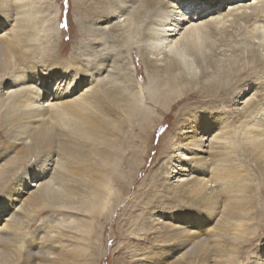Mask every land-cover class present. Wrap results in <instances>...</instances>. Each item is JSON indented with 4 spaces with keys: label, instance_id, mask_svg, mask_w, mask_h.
<instances>
[{
    "label": "bare ground",
    "instance_id": "bare-ground-1",
    "mask_svg": "<svg viewBox=\"0 0 264 264\" xmlns=\"http://www.w3.org/2000/svg\"><path fill=\"white\" fill-rule=\"evenodd\" d=\"M226 1H216V6L212 9L215 13H212L211 17L201 11L206 15L204 20L192 22L193 19L178 11L172 1L142 0L140 9L135 10L134 14L127 16L123 21L111 23L115 16L112 4L110 5L108 0H95L90 5V9L94 11L91 21L96 26L94 37H85L89 39L83 46L86 53L71 57V60L76 62L73 66L69 64L70 62L67 64L61 61L57 56L59 53L52 48L39 46L42 36L35 29L34 22L28 15L25 16L27 9L24 7H28L30 1L0 0V106H8L7 113L13 108L19 109L16 119H9L7 125L11 128L13 126L19 128L20 135L28 134L32 140L31 144H25L24 150L17 152L22 174L9 167L4 177L1 175L0 185L12 179L18 182V185L6 187L12 194H21L20 191L25 192L29 187L35 188L23 205V208L28 210L26 217L30 221H35V215L41 209L59 211L65 216H72L79 211L84 212L92 215L91 222L78 223L81 225L82 234L76 235L85 241L92 239V235L99 231V222L110 221L115 203L123 195V193L118 195L116 192L114 195V188L111 186L113 178H119L115 176L116 172L113 173L114 169L108 166L114 162V156L118 154L113 146L119 136L110 126V119L130 117L142 119L139 133L142 144L161 123L156 115L157 111H160V114L168 113L171 103L176 104L181 98L191 97L187 95L188 93H196L204 99L193 101V105L196 109L202 108V111L198 113H195L194 109L188 111L186 116L193 114L188 119L190 121H179L187 128L184 127L177 140H168L177 155L170 156L166 163L171 182L169 185H173L171 189L176 190L181 199L190 197L189 207L182 210L191 212L189 218L185 219L192 220L193 223L196 221L205 224L209 220L214 221L215 215L219 212L223 213L214 226L216 230L214 234L219 235V238L213 239L212 241L215 242L213 244H207L208 238L205 239V249L200 254H196V259L206 264L205 261L213 255L230 263L232 258L235 260L240 258V242H244L242 239H246L247 231L252 230L249 210L257 209L255 187L245 182L251 181V176L254 174L246 165L243 166L244 168L240 167V145L244 153L251 157V161H255L253 171L257 172L259 167L264 181V53L259 48H253L248 64L233 63L228 73H224L221 70L223 67L213 62L209 54L207 55V49L210 48L216 53L222 42H228L227 40L234 36L229 26H233L232 23L236 22L239 26L235 24L234 29H242L243 26L240 25L242 20L245 23L244 30L251 27L249 38H259L258 44L264 49V0H230L228 3ZM223 4L225 9H222ZM194 5L190 7L192 16L201 17L199 11L206 9L207 6L199 8ZM142 7L154 9L150 15L142 16L145 18V26L140 41L144 43L134 46L135 44L130 43V39L125 41L122 38L125 30L129 31L137 27L135 21L139 24L140 15L146 13ZM227 7L229 9L226 11ZM100 8L104 10L100 11ZM20 14L24 15L19 17ZM149 18L151 22L147 21ZM231 21L233 22L229 24L228 22ZM103 23L108 25L115 38H110V34L101 36L102 32L98 24ZM10 24H13L11 33L5 28ZM102 42L106 44L110 42V45L116 48L115 53H110V46L107 49H98V45ZM216 42L219 44L216 45ZM52 46L53 44L50 47ZM91 50L100 54L98 59L85 57ZM135 50L146 68L147 87L132 82L130 71L128 68L125 69L127 56L123 54ZM184 52L193 55L194 62L200 67L204 66V57L206 66L213 69L203 70L202 78L196 80L194 72V76L191 72L192 61L186 60ZM111 54L117 56L114 65L107 63ZM119 62L123 64L119 65ZM86 65L93 70L88 72ZM119 66L123 68L120 69ZM106 71L109 73L104 76ZM112 75L119 77L124 82V86L111 79ZM225 75L227 78L224 79ZM198 82L201 85H197ZM14 84L22 85L21 92L15 96L14 91H8ZM84 88L83 93L76 95L78 89ZM255 88L261 92L256 95L258 101L253 97L249 98L245 101V107L238 112L237 117L240 118L241 125L239 133L243 136L241 142L236 144L234 139L238 131L231 130L234 119L226 123V119L222 118L223 114L220 115V106L232 103L237 96L244 98ZM185 94L186 96L183 97ZM211 110L217 111L211 112ZM68 121L73 122L76 127L70 128ZM105 125L109 129L112 128L111 138L105 134L109 131H104V138L113 143L112 147L101 146V141L98 140L106 128ZM209 137H211L210 142L205 145ZM19 138L18 135L15 139ZM228 139L231 140L227 142ZM12 146L14 147L15 144L11 143L10 148ZM76 147L84 150V156L78 159L72 153ZM34 153L42 155V158L29 165ZM52 153L60 156L59 160L63 161V164L61 163L63 168L73 169L75 166L80 171H72L74 176L69 171L56 169L54 175L48 178ZM204 153L209 157H205ZM92 156H100L102 160ZM132 156L138 162L141 160L139 158L142 156V151L135 148ZM172 173L174 176L170 177ZM182 176H187L188 179L181 180ZM65 179L73 183L63 184L64 188L56 186L58 183L62 184ZM123 179L120 180L123 182ZM38 180L41 181L40 184ZM102 188L107 189V192ZM261 190L264 191V186ZM8 201L9 199L4 200L0 207L2 220L4 216H8ZM221 207L223 211H218ZM21 218L14 214L10 219H6L9 222L2 229L4 232H0V242L4 243L5 248L9 247L4 235L7 234L6 228L12 229L21 222L27 223ZM55 220H59V217L52 215L51 220L44 223L48 224ZM56 227L61 231L64 230L59 223ZM222 233L228 234L223 236ZM229 235H232V238H229ZM63 236L59 234L56 238L47 235L42 239L43 242L52 240L51 242L55 243L57 240H63ZM77 236L74 237L75 240H78ZM171 236L178 237L183 246L187 245V240L192 241L187 239L183 232H174ZM33 240L36 241V237ZM75 240L73 244L80 243ZM77 246L75 245V248ZM25 247L27 249L23 253V259L32 261L36 254L28 251V244ZM53 249L54 246L50 245L48 255L46 254L50 259L56 258Z\"/></svg>",
    "mask_w": 264,
    "mask_h": 264
},
{
    "label": "rangeland",
    "instance_id": "rangeland-1",
    "mask_svg": "<svg viewBox=\"0 0 264 264\" xmlns=\"http://www.w3.org/2000/svg\"><path fill=\"white\" fill-rule=\"evenodd\" d=\"M22 1H30L28 7H24V9H27L25 16L28 15V17L34 22L33 24L35 29L39 31V35L42 36L39 46H41V48H52L55 52L59 53L57 56L61 61L67 62V64L70 62L69 64L75 66L76 62L71 60V57H77L79 53L84 55L86 51H84L83 46H85V42L89 40L85 37H94V28L96 26L93 25L91 21V19H93L94 11L90 9V5L95 0ZM108 1L110 2V5L112 4L111 7L115 11L114 20H112L111 23H115L119 20L123 21L127 16L134 14L135 10L137 11L140 9L141 4L143 3L142 0ZM167 1H172L177 7V10L184 15H187L189 19H193V22L200 19L204 20L206 15L212 16V13H215V11L212 9L216 6L217 0ZM228 2H230V0L226 1V3ZM193 3H195V5ZM84 5L85 7H83ZM191 5L199 8H203V6L206 5L207 8L199 11V13L202 15L201 17H194L191 14ZM224 6L225 5L223 4L222 9H225ZM142 9L145 10L146 13L140 15L141 19L138 22L139 24H137V21H135L138 28L135 27L129 31L125 30L124 37L122 38L125 41L130 39V43L132 42L135 44L134 46H138L140 44L142 45L144 43V41H140L142 40L141 32L144 28L143 26H145V18L142 16L150 15L154 8L142 7ZM228 9L229 8L227 7L226 11ZM99 10L102 11L104 9L100 8ZM201 11L205 12L206 15ZM23 15L24 14H20L18 16L20 17ZM150 18L147 21H150ZM232 22L233 21L228 23L231 24ZM235 24L236 22H233V26H229L231 27L230 31H232L234 34V36L231 37L232 39L229 38L227 40L228 42H222L221 46L217 48L216 53L210 48L207 49V55L209 54L213 62H216L218 65H221L220 67H223L221 70L224 71V73H228L230 66L233 63L236 65L248 64L252 57L250 55H252L251 51L253 48H259L260 51L264 53V49L260 48L258 44L260 42L259 38H249V29H251V27L244 30L245 23L243 20L240 21V25L243 26L242 29H234ZM237 24L236 26H239ZM12 25L13 24L5 26L6 31L9 33H11ZM98 27H100L99 29H101L102 32L101 36L110 34V38L116 37L112 30H109L107 24H98ZM105 27H107V29ZM123 40L121 43H123ZM51 44H53L52 47H50ZM218 44L219 42H216V45ZM111 45L110 42H107V44L106 42H102L100 45H98L100 47H98V49H107L110 46V53H115L116 48H113ZM86 56L87 58L96 60L100 54L95 50H91V52H88L85 57ZM123 56H127V59L125 60V69L128 68V71H130L132 82H138V86L143 85L144 87H147L148 79L146 77V68L139 54H137V50L131 51L130 53H124ZM109 58L110 59L107 61V63L114 65L117 58L116 54H111ZM185 58H187L186 60L191 59V72L192 74L194 72L196 80H200L202 78L203 70L208 71L209 69H213V67L208 68L206 66L204 57L203 67L198 66L194 62L193 55H188L185 53ZM121 64L123 63L119 62V65ZM85 68H87L88 72L93 70L90 66L87 67V65ZM119 68L121 69L123 66H119ZM108 73L109 72L106 71L104 76ZM225 77L226 75L224 76V79ZM115 78L116 75L111 76V79H114L119 85L124 86V82L119 79V77L116 79ZM199 82L197 85H201ZM21 88L22 85L19 86L14 84V86L12 85L11 89L8 91H14L15 96L21 92ZM83 90H85V88L81 90L78 89V92L76 91V95H80ZM260 93V90L255 88L244 98H238L239 96H237L233 99L232 103L220 106V115L223 114L222 118L226 119V123H229L234 119V125L231 127V130L238 131V134L234 139L236 144H239V141L241 142V138L243 136L239 133V131L241 132V125L240 118L237 117L238 112H240L245 107V101H247L249 98L253 97L255 101H258L259 98L256 97V95L258 96ZM187 95L191 97L179 99L180 103H171V108L169 109L168 113L160 114V111H157L158 114L156 115L160 118L161 123L156 130H153L150 133L148 139H146V142L142 144L139 137L141 127L140 123L142 119L136 117L110 119V126L117 133L116 135L119 136L117 142L113 146L118 154L114 156V162L111 165H108L109 168L114 169L112 170L114 171L113 173L116 172L115 176L119 178H113L114 181L111 182V186L114 188V195L115 192L118 193V195L123 193V195L117 199L115 203V210L110 221L104 220L103 222H99V231L92 235V239L90 240L85 241L79 239L77 235L80 236V234H82L80 232L81 225L78 223H82V221L91 222L90 220L92 219V215L79 211L72 216H65L59 213V211L41 209V211L35 215V221H30L26 217L28 215V210L24 209L23 205L25 199L30 196V193L34 191L35 188L29 187L25 190V192L20 191L21 194H12L6 189V187L11 185L15 186L19 183L15 182L13 179L10 182L4 181V183L0 185V207H2L4 200L9 199V209L7 211L8 216H4V220L0 219V232L3 231L2 229L5 228L6 223L9 222L6 219H10V217L14 214H16L17 217H22L21 219L27 221V223L22 224L21 222L16 228H6L5 231H7V234L4 235L7 239L6 243L9 245V247L5 248L4 243L0 242V264H203L200 260L196 259V254H200L201 251L205 249V239L208 238L209 242L207 244H213L215 242L212 240H217L219 238V235L214 234L216 232L214 226L218 223L217 220L223 216V213L219 212L215 215L214 221L209 220L205 224L200 222L196 223V221L193 223L192 220H187L191 212L189 209L188 212L190 213H187L186 211L183 212L182 210L189 207L190 197L181 199L179 197V193L176 190L173 191L171 189L173 185H169V173L167 172L166 168V163L168 162L170 156L175 154V149L171 145L172 143H170L168 140H177L181 135L180 132L184 131L185 126H182L179 121H190L188 119H190L189 117L193 116V114L186 116L190 110L194 109L196 111L195 113L202 111V108H194L193 101L197 99L198 101L202 100L204 97L196 93H188ZM185 96L186 94L183 97ZM0 108H2L0 109V177L1 175L4 177L5 171L9 167L16 169V172L19 171V174L21 175L23 171L19 167L20 161L17 152H19L18 150H24L25 144H31L32 140L28 134L20 135L21 132H18L19 128L14 126L11 128V126L7 125L9 119H16V114L19 112V109L13 108L12 111H8L7 113L8 106L3 105L2 107L0 106ZM216 111L217 110H211V112ZM179 112L180 115H178ZM68 124L70 128L76 127L71 121H68ZM105 126L106 128L103 130V134L98 138V140L101 141V146L112 147L113 143L111 141L108 142L104 138L105 134H107L106 136L108 138L112 137V132H110L112 128L109 129L107 128V125ZM186 128L187 127H185V129ZM29 131L31 132V129H29ZM104 131L109 132L104 134ZM18 135L20 138L15 139ZM210 139L211 137L206 140L205 145H208ZM229 140L231 139H228L227 142ZM11 143H14L15 146L10 148ZM240 146V167L244 168L243 166L246 165L251 170L252 174H254L253 176L250 175L252 178L251 181L245 182L247 185L255 187L254 192L257 193V196H254L256 199L257 209L254 208V213L253 211L249 210L251 214L250 218L252 230L247 231L248 235H245L246 239H242L244 242H240L239 259L235 260L232 258L230 263L227 260H222L218 256L213 255L207 261H205L206 264H258L259 262L264 264V191L261 190V187L264 186V181L262 180L259 167L258 169L256 168L258 170H256L257 172L253 171L255 161H251V157L247 156L242 149V145ZM60 147L63 148L61 145ZM135 148L138 149V151H142V156L139 158L141 159V162H137V160L132 156ZM72 153L77 157V159L81 156H84V150H82L80 147L73 149ZM50 156V159L52 158V162H50V165L48 166V168H50V171L47 174L48 178L54 175L56 169H63L66 172L69 171L71 175H74L72 171H80V169L75 166H73V169L66 167L63 168L61 165L63 161L61 162L59 160L60 156L57 155V153H52ZM175 156L177 155L175 154ZM204 156L209 157L207 153H204ZM92 157L102 160L99 158L100 156ZM41 158L42 155L34 153L33 158L28 164L32 165L38 162ZM171 176H174V173L170 174V177ZM120 179H123V182ZM177 179L178 178H175V180ZM180 179L186 180L188 177L182 176ZM172 181H174V179ZM37 182L40 184L41 181L38 180ZM66 183L72 184L73 182L67 181L65 179L63 180L62 184L58 183L56 186L64 188L63 184L65 185ZM101 184H103V182H101ZM18 188L22 190L21 187ZM102 189H104V192H107V189ZM10 194H12V196ZM10 197L13 198L10 199ZM218 211H223V208L221 207L218 209ZM193 213L194 212H192V214ZM52 215L56 217L58 216L59 220L45 224L47 220H51ZM58 223L61 227H63L64 230L61 231V229L56 227ZM188 230H191V232H187ZM174 232H183L185 233V237L187 239H191L192 241L187 240V245L183 246L178 240V237H170L171 233ZM228 233H222V235L226 236ZM59 234L61 236L64 235L62 238L63 240H57L55 243L51 242L52 240L50 242H43V237L50 235L58 238ZM33 236L34 238L36 237V241L33 240ZM76 236L78 240H75L74 237ZM171 238L173 239L170 240ZM229 238H232V235H229ZM74 240L80 243L73 244ZM27 244L28 251L36 254L32 261L23 259V253L27 249V247H25ZM50 245L54 246L53 250L56 253L55 259H50L47 256ZM75 245H78V248H75ZM211 248H213V246H211ZM192 253L194 254L191 256Z\"/></svg>",
    "mask_w": 264,
    "mask_h": 264
}]
</instances>
